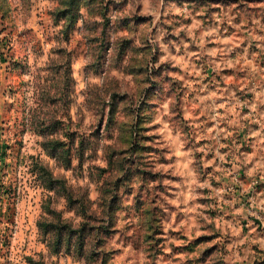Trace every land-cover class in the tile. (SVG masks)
Segmentation results:
<instances>
[{
	"label": "rangeland",
	"instance_id": "rangeland-1",
	"mask_svg": "<svg viewBox=\"0 0 264 264\" xmlns=\"http://www.w3.org/2000/svg\"><path fill=\"white\" fill-rule=\"evenodd\" d=\"M74 2L0 0V264H264V0Z\"/></svg>",
	"mask_w": 264,
	"mask_h": 264
},
{
	"label": "trees",
	"instance_id": "trees-1",
	"mask_svg": "<svg viewBox=\"0 0 264 264\" xmlns=\"http://www.w3.org/2000/svg\"><path fill=\"white\" fill-rule=\"evenodd\" d=\"M62 1L65 2V4H67V9L63 13L69 12L68 10H72L73 9V5L75 4L74 0H66V1L62 0ZM67 18H68V16L64 17V19H67Z\"/></svg>",
	"mask_w": 264,
	"mask_h": 264
}]
</instances>
